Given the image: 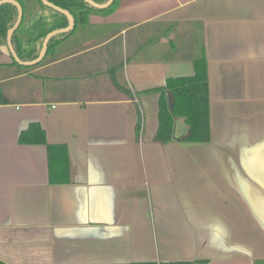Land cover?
Returning a JSON list of instances; mask_svg holds the SVG:
<instances>
[{"label":"crops","instance_id":"crops-1","mask_svg":"<svg viewBox=\"0 0 264 264\" xmlns=\"http://www.w3.org/2000/svg\"><path fill=\"white\" fill-rule=\"evenodd\" d=\"M201 57L210 140L189 141L176 116L158 142L159 89ZM32 122L67 146L68 182L50 181L46 145L19 142ZM258 260L264 0H121L36 68L0 51V262Z\"/></svg>","mask_w":264,"mask_h":264},{"label":"trees","instance_id":"trees-1","mask_svg":"<svg viewBox=\"0 0 264 264\" xmlns=\"http://www.w3.org/2000/svg\"><path fill=\"white\" fill-rule=\"evenodd\" d=\"M24 8L21 25L13 34V45L23 61L37 58L41 52L45 37L53 30L66 27L69 19L66 14L45 4L43 0H17ZM75 17V27L66 33L54 36L48 45V51L42 62L34 66L19 64L12 56L8 46V31L18 19L19 11L13 3L0 5V51L12 59V64L25 70L40 66L54 51L55 47L70 37L79 27L89 24L92 14L110 15L119 7L121 0H114L111 6L100 9L85 0H49ZM105 3L107 0H94ZM196 72L192 76L172 77L167 80L161 91L159 129L156 140L166 143L173 139L174 119L184 116L190 125L189 141L207 142L210 140V100L207 61L201 57L195 61ZM167 92L173 97L169 106ZM139 130V126H138ZM22 144H44L48 148L49 176L52 183L69 181V152L66 145L50 144L45 129L39 122H32L20 134ZM0 264H3L0 262ZM124 264H192L191 261H147ZM255 264H264L258 260Z\"/></svg>","mask_w":264,"mask_h":264},{"label":"water","instance_id":"water-1","mask_svg":"<svg viewBox=\"0 0 264 264\" xmlns=\"http://www.w3.org/2000/svg\"><path fill=\"white\" fill-rule=\"evenodd\" d=\"M87 1L89 4H91L92 6L96 7V8H100V9H104L107 8L109 6L112 5V3L114 2V0H107L105 3H98L94 0H85ZM43 2L53 8H55L58 11H61L62 13L66 14V16L69 19V24L66 27L63 28H59V29H55L53 31H51L44 39L43 42V46L41 49V52L39 54V56L33 60H29V61H23L18 53L16 52L14 45H13V34L14 32L18 29V27L21 25L23 17H24V8L22 6V4L17 1V0H0V5L4 4V3H13L14 5L17 6L18 11H19V15H18V19L16 21V23L14 24V26L12 28L9 29L8 31V46L10 48V51L12 53L13 58L21 65L24 66H34L40 62L43 61V59L45 58L47 51H48V45L50 40L58 35V34H62V33H66L71 31L74 27H75V17L74 15L68 10V9H64L56 4H53L52 2H50L49 0H43ZM170 93L168 92V103L169 106L172 107L173 102L171 101L170 98Z\"/></svg>","mask_w":264,"mask_h":264}]
</instances>
